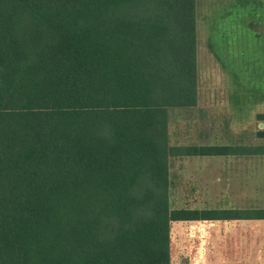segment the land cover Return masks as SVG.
Returning a JSON list of instances; mask_svg holds the SVG:
<instances>
[{
  "label": "trees",
  "instance_id": "obj_1",
  "mask_svg": "<svg viewBox=\"0 0 264 264\" xmlns=\"http://www.w3.org/2000/svg\"><path fill=\"white\" fill-rule=\"evenodd\" d=\"M196 80L195 0H0V264H170L173 222L264 220L170 208V159L264 155L169 144Z\"/></svg>",
  "mask_w": 264,
  "mask_h": 264
},
{
  "label": "rangeland",
  "instance_id": "obj_2",
  "mask_svg": "<svg viewBox=\"0 0 264 264\" xmlns=\"http://www.w3.org/2000/svg\"><path fill=\"white\" fill-rule=\"evenodd\" d=\"M195 31L197 102L169 110V144L264 147V137H256L264 120L259 128L255 119L264 100L241 112L235 107V97L252 87L264 92V0H195ZM169 176L171 209L264 211V155L170 159ZM219 223L189 230L192 239L171 240V264H264V220Z\"/></svg>",
  "mask_w": 264,
  "mask_h": 264
},
{
  "label": "crops",
  "instance_id": "obj_3",
  "mask_svg": "<svg viewBox=\"0 0 264 264\" xmlns=\"http://www.w3.org/2000/svg\"><path fill=\"white\" fill-rule=\"evenodd\" d=\"M170 178V176H169ZM191 209V208H189ZM193 209V208H192ZM203 209H211V208H203ZM220 223L219 221H190V222H173L171 224V229H170V244H171V240L174 241H183V240H187V239H192L190 238L191 233L189 232V230H198L201 229L202 227L205 228H216V226H218ZM178 231L180 234L186 230L188 233H183V235L178 238L177 236L179 235V233H174L172 234V231ZM194 239L195 240H203V235H201L200 233L195 232L194 235ZM211 236V235H210ZM170 244H169V251H170ZM170 264H171V253H170Z\"/></svg>",
  "mask_w": 264,
  "mask_h": 264
},
{
  "label": "water",
  "instance_id": "obj_4",
  "mask_svg": "<svg viewBox=\"0 0 264 264\" xmlns=\"http://www.w3.org/2000/svg\"><path fill=\"white\" fill-rule=\"evenodd\" d=\"M255 119H256L257 121H259V124H258L259 128H262V126H263L262 121L264 120V114H257V115L255 116ZM256 137H257V138H263V137H264V133L261 132V131H258V132L256 133Z\"/></svg>",
  "mask_w": 264,
  "mask_h": 264
}]
</instances>
